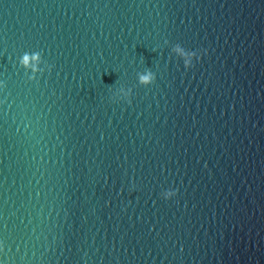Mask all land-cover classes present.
<instances>
[{
	"label": "water",
	"instance_id": "95a60500",
	"mask_svg": "<svg viewBox=\"0 0 264 264\" xmlns=\"http://www.w3.org/2000/svg\"><path fill=\"white\" fill-rule=\"evenodd\" d=\"M0 80L4 264H264V0H0Z\"/></svg>",
	"mask_w": 264,
	"mask_h": 264
},
{
	"label": "clouds",
	"instance_id": "9594fccd",
	"mask_svg": "<svg viewBox=\"0 0 264 264\" xmlns=\"http://www.w3.org/2000/svg\"><path fill=\"white\" fill-rule=\"evenodd\" d=\"M165 44H168V41L165 40ZM206 50L200 49H192L186 48L180 43H174L170 45L169 53L172 56H175L180 61H182L185 69H188L193 66L194 62H198L201 59V56L204 54ZM179 54V55H177ZM45 64V68L47 71H51V65L47 64L42 60V56L40 52H32L28 54L25 52L17 58L18 65L25 70V74L27 76V80L34 81L37 78L36 71L37 66L40 63ZM136 80L139 85L148 86L151 85L155 80V73L151 70L144 69L143 71H138L136 73ZM5 87V83L3 80H0V89ZM132 93L131 88L120 87L114 93V98L128 100ZM159 198L163 201H171L178 195V189L174 186L162 187L159 192ZM4 250V244L0 241V253ZM0 264H4L3 261H0Z\"/></svg>",
	"mask_w": 264,
	"mask_h": 264
}]
</instances>
